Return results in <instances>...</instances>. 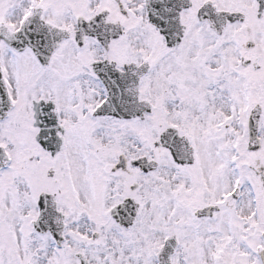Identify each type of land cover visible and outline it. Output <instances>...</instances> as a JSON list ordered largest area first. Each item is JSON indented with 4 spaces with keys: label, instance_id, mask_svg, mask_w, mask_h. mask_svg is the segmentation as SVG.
Masks as SVG:
<instances>
[{
    "label": "snow or ice",
    "instance_id": "6c2138e0",
    "mask_svg": "<svg viewBox=\"0 0 264 264\" xmlns=\"http://www.w3.org/2000/svg\"><path fill=\"white\" fill-rule=\"evenodd\" d=\"M0 264H264V0H0Z\"/></svg>",
    "mask_w": 264,
    "mask_h": 264
}]
</instances>
